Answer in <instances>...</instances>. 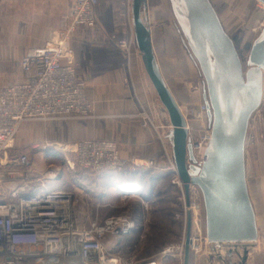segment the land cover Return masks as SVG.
Here are the masks:
<instances>
[{
  "label": "crops",
  "instance_id": "crops-1",
  "mask_svg": "<svg viewBox=\"0 0 264 264\" xmlns=\"http://www.w3.org/2000/svg\"><path fill=\"white\" fill-rule=\"evenodd\" d=\"M211 1L218 11L227 33L232 36L238 29L246 28L240 40L243 45L247 46L249 43L252 47L253 42L264 27L263 4L261 5L258 0H251L254 9L258 10L247 13L246 10L249 8L247 5L240 3V0ZM74 2L75 0H0V64H13L14 60L24 59L33 50L44 47L48 41L54 39L57 33L68 25L71 7ZM126 3L127 0H107L104 5L99 6L97 11L98 26L93 29L79 28L71 38L68 59L75 65L78 78L86 83L88 96L93 103L95 117L92 119L71 118L25 122L20 131L23 128L22 131L28 129L30 132L36 129V125L40 126L39 123H46L43 124L44 131L41 132L42 137L46 139L44 141L48 144L46 147L40 144L44 142L42 139L39 141L40 143L30 145L20 151L14 144L10 149L12 154L21 155L27 151L32 152V163L29 168H33L36 178L33 176L28 180L13 178L20 174V170L27 167L7 169L8 172L6 171L4 178L7 185L5 188L1 186V190L6 196L9 195V190L13 187H24L28 193L49 190L75 191L77 183H73L72 189L58 186V183H60L58 179L59 172L50 171L51 168L55 167V164L50 163L49 160L65 156V163L69 168H74L73 165L76 164L73 153L74 145L77 141L85 138L113 140L118 145L122 157L134 160L131 165L122 171H105L101 173L85 171V173L92 175L90 179L86 180L82 179L81 173L78 175L81 183L84 184L86 181L92 185V187H88L90 190L87 195L89 205H92L94 212H99L100 207H109L110 202L105 200H110L114 194H120L117 195L120 199L138 200L147 212L149 207L147 208L146 204L151 202L150 211L158 212V199H160V195L163 196L161 192L156 193L160 184L165 180L172 179L170 185L172 187L178 185L174 182V177L169 170L163 172L145 171L146 169L137 165L145 159L163 156L166 150L173 157V151L169 139L171 129L169 117L162 111L160 99L146 73L137 45L133 47L129 57L125 56L116 46V41L119 39L135 37L131 6L129 4V7L126 8ZM246 13L250 16L248 17ZM104 14L108 17L109 22L104 20ZM153 44L161 71L165 75V63L169 66L173 58L167 54V49L164 48L162 55L166 60H161L155 46L154 37ZM188 53V60L191 58L194 60L190 50ZM189 57L191 58L189 59ZM194 62L197 64L195 60ZM2 66L4 65H0V70ZM188 66H190L188 70L179 67L172 71L174 82L167 80L179 104L187 108L197 106L201 101L196 94L188 96L191 100L184 99L186 94L183 89H187L185 86L191 88L194 82L191 64ZM13 69L17 70V68L5 70L10 71ZM23 74L24 77L12 78L13 80L2 85L19 82L29 76L25 71H23ZM187 122L190 130L189 138L198 137L209 125V121L202 122L193 118H187ZM37 156L46 161L42 168L36 167ZM251 163L248 162L246 148L247 179L257 216L260 237L264 235V153L262 158L257 159V161L253 159ZM9 172L11 173L9 174ZM60 175L64 180L63 173ZM178 186L180 187V185ZM193 190L192 187L191 194ZM182 194H184V191ZM95 202L100 204L99 209ZM93 211L87 225L95 217ZM76 214L78 217L77 207ZM129 214L131 213L129 212ZM105 217L108 216L101 218ZM139 228L140 224L137 221L136 229L130 235L121 238L122 240L111 237L113 243L116 240L115 247L124 248L126 238L138 230H142ZM199 228L202 231L201 225L196 227V231H199ZM111 239L106 245L112 241ZM262 244L264 246V239ZM153 246H157V244ZM211 254L212 257L200 258L199 264H224L213 253ZM223 254L225 255V252ZM159 255L155 253L146 257L133 256L130 261L136 264L155 260L156 264H169L173 261V259L167 260L163 257L158 259ZM248 264H251L250 257Z\"/></svg>",
  "mask_w": 264,
  "mask_h": 264
},
{
  "label": "built area",
  "instance_id": "built-area-1",
  "mask_svg": "<svg viewBox=\"0 0 264 264\" xmlns=\"http://www.w3.org/2000/svg\"><path fill=\"white\" fill-rule=\"evenodd\" d=\"M98 4L99 0H75L68 25L22 60V68L29 76L0 86V264H136L108 254L106 248L108 237L121 239L136 229L137 221L131 214L94 217L89 225L82 226L73 191L28 193L24 187H13L6 196L1 190L7 169L29 167L32 163L31 151L21 155L10 152L25 122L95 117L86 83L78 78L68 52L77 29L98 26ZM116 45L129 57L137 43L131 37L117 40ZM199 82L203 100L196 115L207 122V84L203 77ZM210 138L209 125L198 137L189 138L198 165L206 159ZM73 153L76 164L92 173L122 171L134 162L121 156L115 141L105 138L81 139L75 143ZM137 165L156 172L169 170L174 182L184 190L174 158L167 150L163 156L145 159ZM200 210L201 203H186L185 215L178 216L184 229L187 230L189 217L194 227ZM187 237L188 234L182 242L165 247L161 256H185ZM206 243L210 244L206 234L191 230L190 253L199 252ZM156 263L155 260L142 264Z\"/></svg>",
  "mask_w": 264,
  "mask_h": 264
},
{
  "label": "water",
  "instance_id": "water-1",
  "mask_svg": "<svg viewBox=\"0 0 264 264\" xmlns=\"http://www.w3.org/2000/svg\"><path fill=\"white\" fill-rule=\"evenodd\" d=\"M258 1L264 5V0ZM170 3L183 40L207 84L204 100L211 138L202 165L197 164L189 141L187 118L160 68L148 0H131L137 47L162 111L169 117V139L187 203L192 187L202 192L212 253L224 264H248L259 228L247 179L246 144L251 119L264 102V27L244 63L211 0ZM191 230L189 217L184 264H190Z\"/></svg>",
  "mask_w": 264,
  "mask_h": 264
},
{
  "label": "rangeland",
  "instance_id": "rangeland-1",
  "mask_svg": "<svg viewBox=\"0 0 264 264\" xmlns=\"http://www.w3.org/2000/svg\"><path fill=\"white\" fill-rule=\"evenodd\" d=\"M106 1L107 0H100L99 2L100 6L104 5ZM239 2L244 5H247V7L249 8L246 10L247 13L256 12V10H258V9H254V7L252 6L253 4H251V0H240ZM129 4L131 6V0H129V3L127 0L126 8L129 7ZM148 4H149V18L152 29V36L154 37L155 46L160 54V58L163 61L166 60V58H164V56L162 55L163 54L162 51H164V48L167 49V54H169V56L173 58V61L171 64H169V66L167 65V63H165L166 67H164L165 68L164 77L166 81L168 80L169 82L171 81L174 82L172 80V76H173L172 71L179 67H184L186 70H188V67H190L188 65L191 64V70L193 71L192 73H194L193 75L194 82L193 85H191V88L185 86L187 88L186 97L189 96L190 94L192 95L196 94L198 97H200L201 101L197 106H191L188 108L185 106L184 107H182L181 105L180 106L183 112L186 114L185 116H187V118H193L205 122L204 119L196 115V113H198V110L201 109V102L203 100L202 89L200 87V82H199V79L202 77L201 71L198 64L194 62L195 59L193 60L191 57H189V59L190 58L191 59L188 60L189 48L187 47L185 41H183L184 36L173 14L170 0H148ZM262 7H264V5H262ZM103 18L104 20L108 21V17H106V14H104ZM245 30L246 28L242 27L232 35L233 36L232 38L233 39L235 38L234 41L236 43L237 50L244 63L247 62L251 50V46H250L251 44L248 43L247 46L243 45V42H241L240 40L241 39L240 37L244 34ZM22 60L23 59L14 60L13 64H9V63L0 64V65H4L0 70V85H2L3 83L10 82L11 80H13L12 78L24 77ZM12 68H17V70L15 69L10 71L5 70ZM259 110L253 115L251 119L252 126L250 123L251 130L249 128L248 140L246 144L249 164L252 162L253 159L257 161V159L262 158L264 153V102ZM39 124L40 126L36 125V129L30 132L28 129H26V131L25 130L22 131L23 130L22 128V130L20 131L17 137V140L14 143L19 149V151L30 145L40 143L39 141L42 139L43 141L46 140L45 138L42 137L43 134L41 132L44 131L43 124L46 123H39ZM40 144L46 147L48 143L44 141L43 143ZM64 158L65 156H63V158L55 157L49 160L50 163L55 164V167L51 168L50 171H57V173L59 172V177H58L60 182L58 183L59 187H69L72 189L73 183H77L76 184L77 189L75 191L74 190H70V191H73L76 194V198L78 202L77 213H78L79 222L82 226H87L88 221L91 218L90 215L93 211L92 205H89V199L87 195V193H89L88 191L90 190L89 188L92 187V185L86 181L84 182V184L83 182L81 183V180H79L78 175L81 173L83 180L90 179L92 175L85 173V170L80 168L75 163L73 165L74 168L72 167L69 168L68 165L65 163ZM44 163H46V161L42 158H38L37 156L35 163L36 167L42 168V165ZM10 173L11 172H9V174ZM61 173H63L64 180L63 178H61L60 175ZM34 175H36V173L33 170V168L27 167L20 170V174H18L16 178L15 177L13 178L18 180H26V179L28 180L32 176L35 177ZM170 180L172 179L165 180L164 182H162V184H160L158 190L156 191V193L161 192V194H163V196L160 195V199H158V206H159L158 212L150 211L151 202L149 204H146V207L147 208L149 207V211L147 212L144 210V207H142L141 203L138 202V200H134V199L128 200L126 198L120 199V197L117 196L120 194L117 195L114 194V196H112L110 200L108 199L105 200L110 202V206L106 208L100 207V204L95 202L97 204L98 209L100 207L99 212L93 211L95 217L101 218L104 216L118 215V214L130 212L132 217L134 219L136 217L138 223L140 224L139 229H142V230H138L136 233L126 238V241L124 242V248H116L115 247L116 240L114 244L113 240L111 239L112 241L109 242L107 244L108 246L106 247L108 254L117 255L118 257L122 258V260L130 261L133 256L146 257L149 256L150 254L158 253L160 254L158 257L159 259L160 257H162L161 253L165 249V247H167L170 244H177L182 242V239L184 238L185 235L188 234V231L182 227L181 219H179L178 216H180L181 214L185 215L187 199L184 196V194H182V192L184 191L182 187L181 186L179 187L178 185L172 187L170 185ZM5 183H6L5 181L2 182V186L4 188L7 185ZM193 189L194 190L192 191V194L190 190V201L201 203L202 210H200L201 214L198 215V222H197L198 224L195 227H192V231L196 232V227H199V225H201L202 231L199 228L198 232L202 234H206V221H205V208L203 202V195L198 187L194 186ZM141 225L143 226L142 228ZM263 239H264V235L258 237V241L250 253L251 264H264V246L262 244ZM155 244H157V246H153ZM211 253L212 250L210 244L206 243L202 245V248L199 252L190 253V264H192V262L193 264H199L200 258L206 256L212 257ZM184 258L185 256H176L175 254H173V256H168L167 260L173 259V261L169 264H184Z\"/></svg>",
  "mask_w": 264,
  "mask_h": 264
},
{
  "label": "trees",
  "instance_id": "trees-1",
  "mask_svg": "<svg viewBox=\"0 0 264 264\" xmlns=\"http://www.w3.org/2000/svg\"><path fill=\"white\" fill-rule=\"evenodd\" d=\"M99 2H100V0H99ZM99 6H100V3H99L98 6H97V11H98V9H99ZM152 38H153V36H152ZM116 46H117V45H116ZM117 48H118V47H117ZM118 49H119V48H118ZM119 50H120V49H119ZM120 51H121V50H120ZM181 68H183V67H181ZM184 72H185V70H184ZM185 90H186V89H183V92H185V94H186V91H185ZM184 99L187 100V101H188V100H191L190 97H188V96L185 97ZM145 171H147V170H145ZM149 172H151V171H149ZM147 173H148V172H147ZM110 239H111V237H108V238L106 239V243H107Z\"/></svg>",
  "mask_w": 264,
  "mask_h": 264
},
{
  "label": "bare ground",
  "instance_id": "bare-ground-1",
  "mask_svg": "<svg viewBox=\"0 0 264 264\" xmlns=\"http://www.w3.org/2000/svg\"><path fill=\"white\" fill-rule=\"evenodd\" d=\"M197 222H198V219H197L196 223L194 224V227L198 224ZM196 233H199V232L196 231ZM257 241H258V240H257ZM252 249H253V248H252ZM252 249H251V251H252ZM251 251H250V253H251Z\"/></svg>",
  "mask_w": 264,
  "mask_h": 264
}]
</instances>
